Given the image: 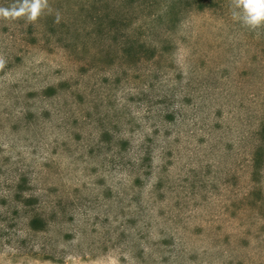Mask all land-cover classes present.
<instances>
[{"label":"rangeland","instance_id":"obj_1","mask_svg":"<svg viewBox=\"0 0 264 264\" xmlns=\"http://www.w3.org/2000/svg\"><path fill=\"white\" fill-rule=\"evenodd\" d=\"M23 2L0 0V264H264V24Z\"/></svg>","mask_w":264,"mask_h":264},{"label":"clouds","instance_id":"obj_2","mask_svg":"<svg viewBox=\"0 0 264 264\" xmlns=\"http://www.w3.org/2000/svg\"><path fill=\"white\" fill-rule=\"evenodd\" d=\"M40 7L39 0H32L31 3L28 0H24L20 5L19 12L27 13L28 18L33 19L38 14ZM238 7L240 8V12H234L233 15L237 16L247 27L256 28L264 24V0H239ZM14 14L17 13L8 9H0V15L5 17Z\"/></svg>","mask_w":264,"mask_h":264},{"label":"trees","instance_id":"obj_3","mask_svg":"<svg viewBox=\"0 0 264 264\" xmlns=\"http://www.w3.org/2000/svg\"><path fill=\"white\" fill-rule=\"evenodd\" d=\"M257 165H258V164L255 162V165H254V168H255V169L257 168Z\"/></svg>","mask_w":264,"mask_h":264}]
</instances>
